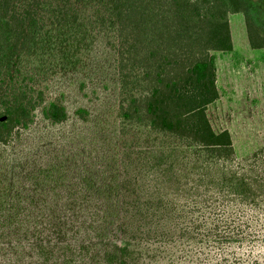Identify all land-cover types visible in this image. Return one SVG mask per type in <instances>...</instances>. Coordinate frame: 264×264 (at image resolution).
<instances>
[{
	"label": "trees",
	"instance_id": "obj_1",
	"mask_svg": "<svg viewBox=\"0 0 264 264\" xmlns=\"http://www.w3.org/2000/svg\"><path fill=\"white\" fill-rule=\"evenodd\" d=\"M243 11L242 0H0L1 144L37 112L67 119L51 81L83 70L100 35L118 82L115 144L90 185L75 181L70 159L56 160L44 169L52 198L32 206L0 171V248L29 264H264V145L237 159L206 113L219 98L212 52L232 51L228 17ZM244 25L249 46L264 48L248 15ZM141 139L165 147L126 150ZM111 231L147 258L121 259L103 238Z\"/></svg>",
	"mask_w": 264,
	"mask_h": 264
},
{
	"label": "rangeland",
	"instance_id": "obj_2",
	"mask_svg": "<svg viewBox=\"0 0 264 264\" xmlns=\"http://www.w3.org/2000/svg\"><path fill=\"white\" fill-rule=\"evenodd\" d=\"M242 2L244 11L228 17L232 51L212 52L219 98L206 110L215 131L228 130L237 159L264 145V48L249 46L244 25V16L248 15L264 34V0ZM88 57L83 70L64 72L51 81L52 96L59 92L64 95L67 112L64 122L51 124L37 112L29 128L17 132L8 144L0 143V171L4 168L9 173L11 182L18 184L15 188L22 191L29 205L33 206V201L39 204L45 198H52V195L44 194V190H48L45 183L49 181L44 170L47 164L70 159L75 181L86 186L90 185L86 177L90 172L96 173L94 163L102 152L113 150L115 129L111 115L118 82L113 51L104 36L95 40ZM80 108L87 111L86 119L77 114ZM163 147L165 145L141 139L139 145L126 150H162ZM118 148L125 150L121 145ZM107 175L109 180L114 174L109 170ZM78 196L94 199L96 195ZM45 211L49 213L48 208ZM103 238L117 247L120 258L126 262L132 263L138 258L144 261L143 257L149 255L146 248L121 239L119 232L111 231ZM28 253L40 260L36 250L31 249ZM28 258L15 247L0 248V264H29Z\"/></svg>",
	"mask_w": 264,
	"mask_h": 264
}]
</instances>
